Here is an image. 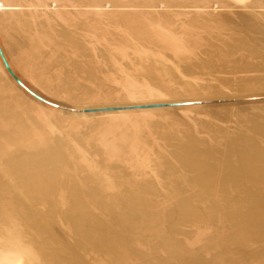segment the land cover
<instances>
[{
  "label": "bare ground",
  "instance_id": "bare-ground-1",
  "mask_svg": "<svg viewBox=\"0 0 264 264\" xmlns=\"http://www.w3.org/2000/svg\"><path fill=\"white\" fill-rule=\"evenodd\" d=\"M0 50V264H264V0H0Z\"/></svg>",
  "mask_w": 264,
  "mask_h": 264
},
{
  "label": "water",
  "instance_id": "water-1",
  "mask_svg": "<svg viewBox=\"0 0 264 264\" xmlns=\"http://www.w3.org/2000/svg\"><path fill=\"white\" fill-rule=\"evenodd\" d=\"M0 53H1V50H0ZM1 55H2V53H1ZM2 58L4 59V57H3V55H2ZM5 62V65H6V69L8 70V72L15 78V79H17V77H16V75L13 73V71L11 70V68L8 66V64L6 63V61H4Z\"/></svg>",
  "mask_w": 264,
  "mask_h": 264
},
{
  "label": "rangeland",
  "instance_id": "rangeland-1",
  "mask_svg": "<svg viewBox=\"0 0 264 264\" xmlns=\"http://www.w3.org/2000/svg\"><path fill=\"white\" fill-rule=\"evenodd\" d=\"M217 100H220L222 101L223 99H217ZM206 100L205 99H200V100H196L195 103H205Z\"/></svg>",
  "mask_w": 264,
  "mask_h": 264
}]
</instances>
